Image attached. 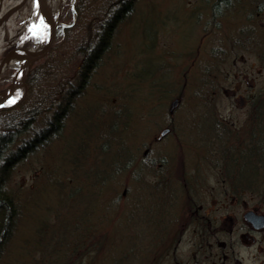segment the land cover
Instances as JSON below:
<instances>
[{"label":"rangeland","instance_id":"obj_1","mask_svg":"<svg viewBox=\"0 0 264 264\" xmlns=\"http://www.w3.org/2000/svg\"><path fill=\"white\" fill-rule=\"evenodd\" d=\"M66 2L72 7L70 0ZM212 2L135 1L134 10L116 28L112 48L92 71L85 93L75 99L64 128L45 145L16 160L6 176L5 187L14 195L16 216L11 218L12 228L3 238L0 264H128L130 259L120 256H130L142 244H155L154 235L156 241L164 242L157 232L158 219L151 213L147 221L144 204L149 210V200L138 199L146 196L145 179L151 176L146 175L144 165L136 169L147 146L150 151L146 160L151 161L153 175L163 168L168 172L163 176L177 177V169L183 164L188 171L199 166L200 176L208 177L212 186H221L218 178L222 171L213 161L218 160L222 142L215 133L229 129L236 136L250 135L254 117L249 118L248 113L253 112L241 103V97L253 96L261 89L258 97H264V55L258 53V40L240 41L241 30L254 24V19L246 24V13L240 11H251L246 7L247 0H236L240 8L235 4L221 16H212ZM33 3L28 0L3 25V39L11 46H2L0 58L9 47L32 44L36 27L33 14L37 19L38 13ZM257 3L258 0L252 1V9ZM75 20L73 10L66 26ZM69 41L66 39L62 48L48 53L40 65L41 76L46 77L49 66L59 63ZM13 71L9 67L1 74L0 91L9 83ZM38 87H28L20 103L35 100L42 91ZM178 97L173 131L155 142L164 127L169 104ZM115 126L128 155L135 161L126 164L121 172L113 168L119 167V160L123 164V160L113 159L115 153L120 156L122 152L116 150V141L115 147L108 146L107 139ZM30 138L31 135L26 136L25 141ZM236 139L243 141V137ZM261 150L258 154L264 156ZM251 171L244 169L243 174ZM262 178L259 185L264 189ZM96 180L103 183L99 195L97 190L93 192ZM123 188L128 195L115 197ZM245 190L244 200L231 211L240 210L243 204H258V210L264 211V198L259 193L255 198L256 191L250 188ZM108 193L110 198H120L119 203L117 208L108 205L103 211L105 206L100 202L106 204ZM205 198L201 197L204 203L200 199L196 202L205 205ZM142 204L141 213H129ZM182 204L175 199L168 202L165 214L172 219L170 226L182 212ZM88 224L94 225L90 239L95 244H88L85 236ZM76 232H82L83 237L71 246V241L77 240ZM174 233L179 235L177 231L167 235ZM190 237L185 233L181 241ZM258 246L259 263L264 260L263 235ZM112 259L114 262H109ZM245 261L252 264L246 257Z\"/></svg>","mask_w":264,"mask_h":264},{"label":"trees","instance_id":"obj_2","mask_svg":"<svg viewBox=\"0 0 264 264\" xmlns=\"http://www.w3.org/2000/svg\"><path fill=\"white\" fill-rule=\"evenodd\" d=\"M135 1L74 0L72 7L66 3L61 12V22L64 24L68 23L73 10L77 20L71 26L58 27L57 40L52 50L59 46L62 48V44L66 39L70 40L68 46L62 52L59 63L49 66L46 77L40 75L39 69L40 65L47 59L48 54L34 65L27 77L29 89L32 90L35 86L38 87L39 85L42 87V91H39L38 97L35 100H26L10 109L0 111V249L1 245L4 244L3 238L7 235L9 229L12 228L11 218L16 216L13 214L15 203V201L13 202L14 195L5 187L6 176L14 167L13 163L19 158L24 157L35 147L45 145L47 141L52 139V136L58 134L64 128L66 122L64 116L70 115L75 99L85 93L86 85L88 84L92 71L98 68L104 59L105 53L112 48L116 28L134 10ZM252 1L257 2V0H247L246 2V7L251 8L250 12L246 8L240 9V11L246 13V24L249 25V22H252L254 19V24L249 25V27H244L241 30L242 35L240 41L243 40L244 43L256 42L258 40L256 38L258 36V24L256 23V18H258V3L252 9V6H250L252 5ZM235 2L236 0H213L211 5L212 16L213 14L221 16L224 11L231 9L235 4L240 8V3ZM261 54L264 55V53ZM38 73L40 82H38ZM262 91L261 89L260 92ZM258 96V92L253 96H248L252 103L251 110L257 114ZM262 99L261 112H264V97ZM215 121L218 120L215 119ZM216 125L218 124L216 123ZM251 125L252 129L249 136H236L232 132L227 131L229 129H221L220 132L215 133L217 139L222 144L218 160L214 161V163L218 164L220 161H223V171L227 176L250 178L252 181L244 184L245 186H259L258 179L264 177V156L258 154V149H262L260 153H264V140L262 139L264 138V127H262V134L258 137V119L254 118L251 121ZM47 131L53 132L52 135L45 136L44 132ZM30 135L31 138L25 141V137ZM242 137L243 141L238 142L236 138ZM107 139L109 141L108 146L114 145L115 147L116 141V150L120 153L122 152L120 156L115 153L113 161L115 159H122L123 164L119 160V165H123L124 167H126V164L132 165L135 163L134 158L128 155V148L123 146V141L120 138L116 126L110 131ZM232 139L233 141L231 142ZM16 157L19 158L16 159ZM146 158L148 159V154L142 152L136 169H142L141 166L144 165L143 168L147 175L148 168L145 167V162L148 160ZM244 169H252V171L244 175ZM113 170L119 171L121 167L113 168ZM149 170L152 172L153 169ZM137 174L142 175V173ZM135 176L139 177L136 174ZM256 178H258V181H254ZM95 184L94 191H92L96 193L97 190L99 195L103 183L96 180ZM115 195V197H119L117 193ZM107 196L109 199L110 195L107 194ZM140 198L143 199V197L139 196L138 199L140 200ZM117 200L119 203V198ZM104 206L103 211L108 205L106 204ZM142 208L141 206L137 209L133 207L132 212L129 211V213L136 215L142 212ZM103 211L101 217H103ZM90 212L92 213L93 211ZM93 226L88 224L85 230V236H88V244H95V241L90 239V236L94 234ZM157 232L161 237L162 233L158 230ZM76 234L77 240H72L71 246L80 242L79 240L83 237L82 232H76ZM104 242L102 241V243ZM152 242L159 244L155 239V235L152 238ZM124 256L130 259L125 254L120 257ZM120 257L117 258L119 259ZM130 260L128 264H141L137 263V261ZM109 262L112 263L114 261L112 259Z\"/></svg>","mask_w":264,"mask_h":264},{"label":"flooded vegetation","instance_id":"obj_3","mask_svg":"<svg viewBox=\"0 0 264 264\" xmlns=\"http://www.w3.org/2000/svg\"><path fill=\"white\" fill-rule=\"evenodd\" d=\"M258 46V53H264V0H258ZM260 93L258 90V95ZM241 101L251 111L250 98L242 96ZM262 102V97H258V114L248 113L249 118L253 116L258 119V137L262 134V127H264ZM174 116V113L165 116L162 124L164 127L161 129V131L165 130L164 135L173 131ZM164 135H161L158 140ZM150 164L151 161L145 162V167L148 168L147 175L151 176L145 179L147 183L144 184V194L146 196L143 198L149 200L151 207L148 210L144 204V209L148 210V222L151 213L158 219L160 227L158 231L163 233L161 238L164 242L142 244V248L129 256L131 261L141 264H246V257L252 264H264V260L258 263V251H261L258 244H262V235L264 239V227L257 228L246 218L248 211L256 214H264V211L258 210V204L252 207L243 204L240 210L231 211L244 200L247 192L245 188L256 191L255 198L258 199V193L260 198H264L262 185L245 186L244 184L252 181L250 178L227 176L223 171V161L215 163L220 172L222 171L221 178H218L219 181L221 180L220 187L212 186L208 182V177L200 176L198 165L195 167L196 170L188 171L183 164L177 169V177H171L163 176L168 173L163 168L160 169L159 174L153 175L149 170ZM158 165L161 166V164ZM259 181L262 182L263 178ZM122 191H125V195L121 193L120 196L125 197L127 189L123 188ZM202 196H206L205 205L196 202L199 199L203 202ZM172 199L177 200V203L181 200L184 207L179 217L170 226L172 219L165 214V208ZM141 206L143 207V204ZM172 231H177L179 235L176 236V233L167 235ZM185 233L190 234L191 237L182 242L181 239ZM258 234H262L259 239Z\"/></svg>","mask_w":264,"mask_h":264},{"label":"water","instance_id":"obj_4","mask_svg":"<svg viewBox=\"0 0 264 264\" xmlns=\"http://www.w3.org/2000/svg\"><path fill=\"white\" fill-rule=\"evenodd\" d=\"M28 0H20L14 6L9 7L0 16V27L6 22V20L16 11H18ZM39 18L43 19L44 25H47L46 38L39 48L29 47H16L7 51L4 56L0 59V74L4 69L6 63L8 62L10 56L15 52H21V59L19 64L15 67V70L10 77V81L7 86L0 91V110L9 109L14 105L21 102L27 94V76L34 65V63L44 57L53 47L57 38V28L61 24L59 14L54 17L52 10L50 9L46 0H38L36 3ZM14 101V102H10ZM179 100L174 99L171 102L169 111L172 112L173 109L178 104ZM165 131H162V134ZM246 218L254 224V226L261 228L264 227V215L255 214L252 211L246 213Z\"/></svg>","mask_w":264,"mask_h":264},{"label":"bare ground","instance_id":"obj_5","mask_svg":"<svg viewBox=\"0 0 264 264\" xmlns=\"http://www.w3.org/2000/svg\"><path fill=\"white\" fill-rule=\"evenodd\" d=\"M20 0H9L7 3H3V0H1V3H0V16L6 11V9H8L9 7L11 6H14L15 4H17ZM50 9L52 10V13L54 14V17H57L58 14H60V11L61 9L64 7L65 5V2L66 0H46ZM60 16V15H59ZM33 19L35 21V18H34V14H33ZM6 23V22H5ZM4 23V24H5ZM42 26L43 24L38 21L36 23V27H35V30H34V33H33V42H32V47L35 49L39 48L45 38H46V30L45 29H42ZM6 43V44H5ZM14 44V43H13ZM5 45H11V43L8 44V42L3 39V30L0 29V51L3 49V47H5ZM3 46V47H2ZM21 52H15L13 53L8 62L6 63L4 69L6 70L7 68L9 67H16L19 62H20V59H21ZM2 70V73L5 71V70ZM70 115H65L64 118L65 120H68L70 119ZM122 120L125 122L126 118H122ZM126 123V122H125ZM45 133V136H51L52 133L47 131V132H44ZM19 157H16V159H18ZM121 167V169L124 167L123 165H119ZM119 172H121V170H119ZM1 175V173H0ZM107 181V179H106ZM117 198H109L107 200H105L106 204L109 205V206H115V208L117 207L118 205V202H117ZM102 205H106L105 203H103V201L100 202ZM145 212H147L148 210L144 209Z\"/></svg>","mask_w":264,"mask_h":264},{"label":"snow or ice","instance_id":"obj_6","mask_svg":"<svg viewBox=\"0 0 264 264\" xmlns=\"http://www.w3.org/2000/svg\"><path fill=\"white\" fill-rule=\"evenodd\" d=\"M35 3H37L38 4V0H35ZM41 23H43V19L41 18ZM44 27L46 28L47 27V25H44ZM10 102H14V101H10Z\"/></svg>","mask_w":264,"mask_h":264}]
</instances>
